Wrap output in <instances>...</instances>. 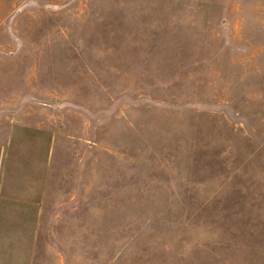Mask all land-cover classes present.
I'll list each match as a JSON object with an SVG mask.
<instances>
[{"label":"rangeland","instance_id":"1","mask_svg":"<svg viewBox=\"0 0 264 264\" xmlns=\"http://www.w3.org/2000/svg\"><path fill=\"white\" fill-rule=\"evenodd\" d=\"M0 149V264H264V0H0Z\"/></svg>","mask_w":264,"mask_h":264},{"label":"crops","instance_id":"2","mask_svg":"<svg viewBox=\"0 0 264 264\" xmlns=\"http://www.w3.org/2000/svg\"><path fill=\"white\" fill-rule=\"evenodd\" d=\"M2 150L0 149V152H1ZM4 152V151H3Z\"/></svg>","mask_w":264,"mask_h":264}]
</instances>
